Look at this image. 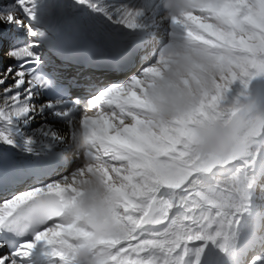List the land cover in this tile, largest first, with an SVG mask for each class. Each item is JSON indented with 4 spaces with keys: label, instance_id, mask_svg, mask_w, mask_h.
<instances>
[{
    "label": "snow or ice",
    "instance_id": "snow-or-ice-1",
    "mask_svg": "<svg viewBox=\"0 0 264 264\" xmlns=\"http://www.w3.org/2000/svg\"><path fill=\"white\" fill-rule=\"evenodd\" d=\"M77 2L105 11L93 0ZM38 3L16 0L0 9V26L15 24L29 37L7 49L15 63L0 70V264H31L38 245L51 264H76L69 241L87 233L78 223L65 221L64 213L77 194L78 174L97 167L112 182L135 226L129 239L109 241L116 247L114 264H201L209 246L230 264H264V238L248 246L241 228L251 202L248 168L258 155L252 145L264 134V119L252 127L251 142L245 138L227 158L199 161L190 150L195 120L219 112L237 81L247 86L264 75V0H225L222 14L231 25L228 30L194 16L184 21L161 16L167 39L141 57L146 66L126 81L99 85L88 96L74 99L43 71L47 37H39L32 24ZM150 6L156 7L155 0H147V6L123 5L115 10V22L130 30L141 28ZM17 9L27 17V25ZM105 15L113 19L111 13ZM178 26L192 39L212 47L228 44L241 55L222 69L211 91L202 92L193 112L157 123L145 116L144 77L159 74L163 49ZM7 35L0 31V38ZM58 125L66 127L67 134ZM70 151L83 160L67 175L60 174L56 170L69 163L65 153ZM224 169L231 175L222 179ZM26 232L30 239L9 247L12 235Z\"/></svg>",
    "mask_w": 264,
    "mask_h": 264
},
{
    "label": "clouds",
    "instance_id": "clouds-1",
    "mask_svg": "<svg viewBox=\"0 0 264 264\" xmlns=\"http://www.w3.org/2000/svg\"><path fill=\"white\" fill-rule=\"evenodd\" d=\"M155 5L164 19L175 17L184 21L194 16L211 20L217 28L231 27L222 14L225 0H155ZM188 27L197 31L192 24ZM240 55L228 44L212 47L192 39L178 26L174 38L163 49L164 60L158 65L161 71L144 77L146 119L166 122L193 112L202 92L211 91L213 80ZM233 109H237L235 114ZM261 119H264V110L238 103H226L210 117L196 119L195 141L190 147L192 156L199 161L231 156L242 140L248 138L251 142V129ZM111 184L98 167L92 171L86 169L77 176V194L64 213L65 221L78 223L87 233L69 241L76 264H114L116 247L109 241L127 240L135 231Z\"/></svg>",
    "mask_w": 264,
    "mask_h": 264
},
{
    "label": "bare ground",
    "instance_id": "bare-ground-1",
    "mask_svg": "<svg viewBox=\"0 0 264 264\" xmlns=\"http://www.w3.org/2000/svg\"><path fill=\"white\" fill-rule=\"evenodd\" d=\"M15 2L16 0H0V9L12 6ZM93 3L97 5V8H102L105 11L102 12L90 6L79 4L77 0H39L37 5V18L35 21H32V24L38 29L39 37H47L44 41V46L42 47L43 56L46 52V48L53 44L52 39L54 38V34L63 33L65 29L73 31L80 40L92 45H107L109 47L112 43H114L116 46L125 47L131 45V42L124 38L129 36L131 31H137L140 28L136 30H130L123 25L116 23L115 10L123 5L133 3L147 6V0H93ZM53 11H55L54 14H52ZM17 12L18 18L24 20L25 25H27L29 23L27 17L19 9H17ZM105 12L111 13L113 19L109 20L105 15ZM162 15V11H158L155 6H150L148 7L145 17L141 21L143 26L146 25L151 29V32H159L161 41L167 39L165 35L167 25L159 24L160 17ZM42 18L46 19L42 20ZM0 31L10 34L0 38V50H2L0 52V58H4L3 63H1L0 60V70H2L4 66L14 63L13 60H11L6 54V46H8V48L15 46V43L18 40L27 41L29 37L25 28L19 27L15 24L2 25L0 26ZM13 37L15 39H13ZM121 37L123 39H120ZM149 40H151V43L146 49H143V52L139 57V63L132 65V71L129 70L127 73L118 75L121 78L120 81H126V79L130 77L131 74L138 71L141 67L146 66L147 62L142 61L141 57L144 56L147 51H151L154 46H157L154 43L153 36H150ZM150 45H152V47H149ZM159 46L160 43H158L156 48ZM44 62L46 64L48 63L45 58ZM92 76L94 75H91L89 72H85L80 77V80L87 81L86 77ZM261 76L263 77L264 75ZM261 76L251 79L247 86L237 81L227 94V103L248 104L259 110H264V85L259 86V80L261 79ZM109 80L110 78L106 79L104 83L109 82ZM106 110L107 109H105V111ZM89 115H92V113H89ZM40 120L41 118L37 117V121L39 122ZM58 126L63 127L64 133L67 134L66 127L63 125ZM259 137L261 138L260 140H263L264 134H261ZM260 140L256 141L255 139V142L252 145V150L254 152H258V155L252 158L248 168L249 176L253 181L252 187L258 189L256 194H251V199H255L258 213H246L244 215L241 228L245 234L247 233V230L253 228L255 229L258 220L264 222V216L261 217V214H264V164H261L264 163V146L260 147L258 145ZM57 151H59V149H57ZM65 156L69 163H67L66 167H62L58 173L67 175L72 171L77 163L83 160V156L76 153L75 151L67 152L65 153ZM229 175H231V173L227 169H224L221 178L223 179L225 176ZM2 203L3 200L0 199V204ZM257 231H259V237L255 238L252 241V244H255L257 239L264 238V229L261 228ZM37 249L38 247L33 250L31 257L29 258L31 264H43L36 257ZM201 264H230V260L218 250L212 246H209Z\"/></svg>",
    "mask_w": 264,
    "mask_h": 264
},
{
    "label": "rangeland",
    "instance_id": "rangeland-1",
    "mask_svg": "<svg viewBox=\"0 0 264 264\" xmlns=\"http://www.w3.org/2000/svg\"><path fill=\"white\" fill-rule=\"evenodd\" d=\"M8 49V46H6V50ZM14 62V61H13ZM261 81V80H260ZM260 85V84H259ZM261 86H262V83H261Z\"/></svg>",
    "mask_w": 264,
    "mask_h": 264
}]
</instances>
